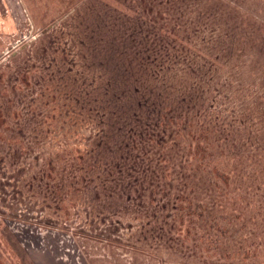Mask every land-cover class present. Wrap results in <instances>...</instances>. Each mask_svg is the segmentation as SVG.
<instances>
[{"label":"rangeland","instance_id":"1","mask_svg":"<svg viewBox=\"0 0 264 264\" xmlns=\"http://www.w3.org/2000/svg\"><path fill=\"white\" fill-rule=\"evenodd\" d=\"M126 2L135 0H0V264L198 263L205 226L198 234L202 217L186 209V197L178 210L158 211L159 193L146 197L141 185L105 171L111 158L95 146L99 118L129 103L120 89L140 85L141 74L145 95L165 78L199 77L205 122L221 128L214 163L226 173L241 160L246 177L262 171L264 190V0H168L172 12L154 18L185 22L179 32L167 25V64L151 61L147 40L143 69L134 46L102 52ZM174 45H185V61L174 63ZM241 196L250 207L251 196ZM230 228L219 238L248 245V225ZM189 244L195 259L177 254Z\"/></svg>","mask_w":264,"mask_h":264},{"label":"trees","instance_id":"2","mask_svg":"<svg viewBox=\"0 0 264 264\" xmlns=\"http://www.w3.org/2000/svg\"><path fill=\"white\" fill-rule=\"evenodd\" d=\"M131 3L126 2L123 15L121 14L119 18L116 17L118 20L113 21L114 31L107 33L108 36L111 35V38L107 37L103 42V54L108 55L112 47L116 49L117 45L124 42V47L129 48L126 49V53L132 50L133 46L135 47L133 53L143 69L145 63L149 65L150 62L144 49L149 39L152 41L147 43L150 46L152 44L149 54L152 53V56H155L154 59L151 58V61L157 60L158 63L167 64L168 53L165 54L164 51L169 48L171 41L166 42L164 32H179L185 20L162 21V17L154 18L155 15H160L159 13L168 16L172 12V3L170 6L168 0H135L134 5ZM134 15L137 17L133 21L131 19ZM200 19L201 17H197L196 23L200 24ZM167 25L171 27L169 31ZM120 30H123V33ZM193 30L194 28L190 31ZM186 31L181 30L185 39L188 36L185 35ZM136 34L138 40L134 39L133 35ZM178 37L177 33L174 41ZM88 43L91 50L95 43L90 41ZM153 44L161 46L155 51ZM174 47L176 48L174 63L185 61L186 52L183 51L185 45L180 47L174 45ZM102 66H105L104 63ZM162 69L164 72L167 71L164 67ZM193 70L195 74L198 71L197 68ZM134 78H137V75ZM198 78L195 80L198 82L196 84L181 82L175 78L172 80L165 78L160 87L156 84L157 89L150 88L145 95V80L141 74L140 85L132 81L133 85L120 89V92L131 95L129 103L124 104L125 107L123 104L121 106L115 104L113 108L116 112L105 111V118L102 119L103 116L99 118V125L103 131L96 140L95 146L103 151L106 149V153L111 158V163H107L105 171L107 170L110 174L117 172L116 175L131 181L132 185L134 182L141 185L140 189L146 197L159 193L158 197L154 198L157 201L158 211L161 212L168 207L178 210L179 202L186 197L188 205L186 209L189 208L188 210H191L195 217H202L200 224L196 226L197 233L199 234L200 229L205 226L202 229L205 244L202 246L206 250L203 255L197 254L200 259L197 264H264V190L261 191L257 181L262 178V171L258 178L253 177L252 171V177L249 176V178L245 176L241 160L232 162L229 166L230 171L226 173L222 169L223 166L220 168L214 163L213 157L219 150L221 128L210 126L205 122L206 110L202 105L204 87H201ZM176 89L180 92H176ZM181 90L186 91L181 92ZM210 102H212L211 97ZM209 105L207 106L209 108L213 106L212 103ZM208 130L211 132L210 135ZM113 150L115 152L112 153ZM15 158L19 159V156L16 155ZM248 181L251 182L250 185ZM253 181H256V184L252 185ZM248 186L251 187L249 193ZM161 193L165 195L163 196L165 201L159 199L162 196ZM241 195L251 196L252 200L248 204L253 203L250 207L247 204L245 208L241 207V200H243ZM225 196H229L228 199ZM254 196L258 197L256 201ZM224 202L230 209L226 208ZM221 209L229 212L228 217L224 216L220 219L216 214L213 215ZM172 222L174 225L177 219L174 218ZM234 223L237 225H233ZM245 224L248 225V232H245L247 233L245 236H248V245H243L241 242L228 243L223 236L220 238L218 236L232 232L230 226H237L243 230ZM171 237L174 240V235ZM230 244L233 246L230 247ZM189 247L191 248L190 244L183 246L177 254L195 259L193 257L195 247L185 250ZM171 254L173 255L174 252Z\"/></svg>","mask_w":264,"mask_h":264}]
</instances>
